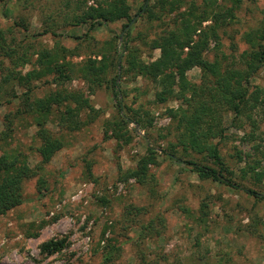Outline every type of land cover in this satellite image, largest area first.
<instances>
[{
    "label": "rangeland",
    "instance_id": "rangeland-1",
    "mask_svg": "<svg viewBox=\"0 0 264 264\" xmlns=\"http://www.w3.org/2000/svg\"><path fill=\"white\" fill-rule=\"evenodd\" d=\"M105 1L0 0V155L19 152L35 170L21 185L22 204L0 215V264H264V199L245 191L264 194V178H255L264 168V105L250 118L235 116L216 77L198 66L186 72L197 88L187 104L177 85L159 95L168 72L154 78L142 68L159 60L160 41L189 21L199 28L193 43L206 40L202 56L221 75L240 71L249 80L243 89L264 88V63L253 57L264 47V0H125L134 20L124 30L129 20L96 24L93 9ZM145 4L149 11L139 13ZM44 50L70 66L69 80L37 75L35 60ZM21 54L28 63H15ZM90 61L103 67L98 77L85 70ZM111 79L120 88V111ZM56 89L82 95L91 107L78 113L80 128L60 126L55 112L39 129L21 113L25 98ZM203 99L214 116L195 133L206 135L200 144L218 147L222 174L238 188L182 162L221 169L207 150L181 144L190 132L179 110L189 117ZM39 130L62 142L48 160L37 152ZM148 147L154 180L142 184L128 175L142 169L140 159L152 155ZM62 237L67 248L41 251Z\"/></svg>",
    "mask_w": 264,
    "mask_h": 264
},
{
    "label": "trees",
    "instance_id": "trees-1",
    "mask_svg": "<svg viewBox=\"0 0 264 264\" xmlns=\"http://www.w3.org/2000/svg\"><path fill=\"white\" fill-rule=\"evenodd\" d=\"M211 1V0H210ZM144 6V5H143ZM143 6L139 8V13L143 9ZM144 12L149 11V7L143 10ZM128 6L125 0H106L103 5L99 4L96 9H93V14L97 19L96 24L105 22H115L120 19L129 20L130 16L128 13ZM83 20V19H82ZM130 22V20H129ZM82 23V22H81ZM95 23H90L88 29L94 28ZM128 26L124 25L123 30ZM199 26V25H198ZM199 31V28L190 23L189 21L183 23L182 32L172 33L167 38L160 41V48H162V56L159 60L151 63L150 67L142 68L145 72L151 73L154 78L161 76L165 73L166 76L160 84L165 85V89L160 92L159 95L165 93L172 94L171 88L172 84L177 85L180 88V93L178 96L184 100L187 104L193 101L194 97L197 95L195 86L188 83L186 78V72L194 67H200L204 74L207 73L214 75L216 77L217 90L223 92L226 98H229L228 102L231 104L233 113L235 116H239L242 113L248 114L251 109L256 106L264 105V88L255 86L252 91L243 89V83H249L248 77L240 71H230L225 75L219 73V67L215 63H210L206 61L202 56V51L205 49L206 40L201 38V40L194 42L192 39V34ZM201 34V31H200ZM129 32H126L125 38L126 42ZM264 39V31H263ZM129 42V41H128ZM184 48H188V51L184 53ZM184 54V57H182ZM253 57L259 60L260 63H264V47L259 53H254ZM11 58V57H10ZM120 55L117 57L116 66ZM15 63H20L24 65L29 62V59L24 54H21L16 58ZM35 64L40 67V71L37 73L38 76H46L54 74L55 77L53 81L57 82L59 79L69 80L66 75L67 68L70 66L67 63H59L58 57L52 54L50 51H41L37 54V59ZM88 67L85 68L90 74H95L97 77L102 73L103 67L96 66L93 62L87 64ZM254 70V69H253ZM98 79V78H97ZM177 79V82H176ZM169 81L168 84L165 83ZM111 87L110 92L112 98L116 100L118 110H122L120 98V88H118L115 79L110 80ZM191 93V99L185 97V93ZM28 95V94H27ZM24 107L21 113L32 115L34 118V124L42 128L44 122L47 120L48 116L55 115L58 113V123L60 126H64L67 129L76 130L80 128L81 121L77 119V115L80 110L84 108H91L87 102L82 98V95L67 91L65 89H59L52 91L46 97L40 99H33L30 101L29 98H25ZM72 104L74 106H72ZM193 112L186 115V110H179L183 121L185 122V131L189 130L190 137L186 143L180 142L184 147L190 146L192 149L202 152L203 150L208 151L209 158L220 165L221 169L223 166L221 155L219 149L216 145L207 146V144H200L201 136L206 135L201 133H195V128L202 124V122L211 116H214V109L209 102L203 99L202 102L196 103V105L191 106ZM91 111H93L91 109ZM56 112V113H55ZM85 124V123H84ZM210 129V127H209ZM11 130V129H10ZM37 136L40 137L41 145L37 147L38 154L43 160L50 159L58 150L62 148V142L60 139L54 138L52 135L47 133H42L41 130L37 131ZM201 145V146H200ZM205 145V146H204ZM149 154L153 153V150L148 147ZM172 156V155H169ZM156 162L153 154L149 157H142L139 161L142 169H137L131 171L128 177L135 178L142 184H147L154 180V176L148 172L146 169L149 165ZM187 165H190L193 169L197 170L203 178L212 179L223 183L224 185L236 187L233 182L226 179L221 170H216L214 168L198 164L192 160L182 161ZM35 175V170L30 167L27 163V159L21 153H10L0 155V215H4L9 210L19 206L23 202L21 185L23 181L31 179ZM257 180H262L264 178V168L256 173ZM248 194L258 198L264 199V194L258 193L255 190H245ZM150 224L149 227H151ZM153 230V228H152ZM68 246V238H52L41 245V251L46 254H54L61 252Z\"/></svg>",
    "mask_w": 264,
    "mask_h": 264
},
{
    "label": "water",
    "instance_id": "water-1",
    "mask_svg": "<svg viewBox=\"0 0 264 264\" xmlns=\"http://www.w3.org/2000/svg\"><path fill=\"white\" fill-rule=\"evenodd\" d=\"M146 8V4L143 6V9L140 11L142 12L144 9ZM138 15L135 16V18L137 17ZM134 20V19H133ZM133 20L129 23V25L125 28V29H128L130 24L133 22Z\"/></svg>",
    "mask_w": 264,
    "mask_h": 264
}]
</instances>
